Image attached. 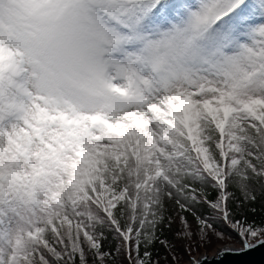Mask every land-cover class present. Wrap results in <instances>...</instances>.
Wrapping results in <instances>:
<instances>
[{"label": "snow or ice", "instance_id": "1", "mask_svg": "<svg viewBox=\"0 0 264 264\" xmlns=\"http://www.w3.org/2000/svg\"><path fill=\"white\" fill-rule=\"evenodd\" d=\"M261 198L264 0H0V264L243 255Z\"/></svg>", "mask_w": 264, "mask_h": 264}, {"label": "rangeland", "instance_id": "2", "mask_svg": "<svg viewBox=\"0 0 264 264\" xmlns=\"http://www.w3.org/2000/svg\"><path fill=\"white\" fill-rule=\"evenodd\" d=\"M237 195H240V193L237 191ZM255 207L258 209L257 212H259L261 208H264V198H261L260 202L255 205ZM191 219V218H189ZM193 227L195 228V221H192ZM264 225V222H263ZM180 228L179 220L176 221V223L173 225L171 230H166V234H170L173 238V243H175V251H177L175 254L178 257V259H174L173 255H170L166 262H161L159 264H187L191 262L190 257H202L204 255L210 256L215 255L219 248L223 245H234L235 247L241 248L243 247L242 242L240 240V237L238 235H235L236 237H232L231 241H223L220 239L212 238L211 243L205 244L203 246H200L199 244L196 245L195 251H192L191 254L186 251V240L185 239H177L176 238V232ZM226 232V231H225ZM229 234V233H228ZM169 235V238H170ZM231 236V235H230ZM159 251H161V245H157V248L153 249V254L159 255ZM157 257V256H156ZM122 264H126V261H123Z\"/></svg>", "mask_w": 264, "mask_h": 264}, {"label": "water", "instance_id": "3", "mask_svg": "<svg viewBox=\"0 0 264 264\" xmlns=\"http://www.w3.org/2000/svg\"><path fill=\"white\" fill-rule=\"evenodd\" d=\"M220 251L215 255H204L200 257L203 260L207 256L205 264H264V246L257 247L252 251L243 255H224L221 256Z\"/></svg>", "mask_w": 264, "mask_h": 264}, {"label": "trees", "instance_id": "4", "mask_svg": "<svg viewBox=\"0 0 264 264\" xmlns=\"http://www.w3.org/2000/svg\"><path fill=\"white\" fill-rule=\"evenodd\" d=\"M235 191V190H234ZM248 221L249 222H252L254 221L257 225H263V222H264V211H259V212H256L255 214H248V217H247ZM224 231H226L227 233H229V235H231V237H236L235 233L234 232H231L227 227L224 228ZM165 235L167 236V238L173 242V238L170 234H166ZM169 235H170V238H169ZM175 244V243H174ZM177 251H175L176 253ZM156 254V253H155ZM154 256H157V259H159V263L161 262H166L165 260H167L168 258H171L169 257L171 254L168 253V251L161 245V251H159V255H155ZM164 257H166V259H164Z\"/></svg>", "mask_w": 264, "mask_h": 264}, {"label": "bare ground", "instance_id": "5", "mask_svg": "<svg viewBox=\"0 0 264 264\" xmlns=\"http://www.w3.org/2000/svg\"><path fill=\"white\" fill-rule=\"evenodd\" d=\"M226 246H230V247H233V248H238V247H235L234 245L232 246V245H230V244H228V245H223L222 247H220L219 248V250H218V252L219 251H221L224 247H226ZM200 257H198V258H196V259H199ZM187 264H191V262H189V263H187Z\"/></svg>", "mask_w": 264, "mask_h": 264}]
</instances>
